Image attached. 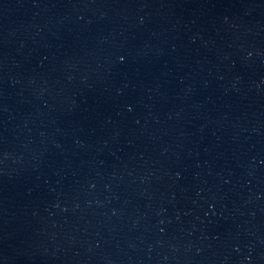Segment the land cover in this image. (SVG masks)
<instances>
[{"label":"water","instance_id":"water-1","mask_svg":"<svg viewBox=\"0 0 264 264\" xmlns=\"http://www.w3.org/2000/svg\"><path fill=\"white\" fill-rule=\"evenodd\" d=\"M0 264H264V0H0Z\"/></svg>","mask_w":264,"mask_h":264},{"label":"snow or ice","instance_id":"snow-or-ice-1","mask_svg":"<svg viewBox=\"0 0 264 264\" xmlns=\"http://www.w3.org/2000/svg\"><path fill=\"white\" fill-rule=\"evenodd\" d=\"M121 59H123V57H121Z\"/></svg>","mask_w":264,"mask_h":264}]
</instances>
